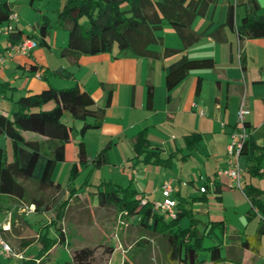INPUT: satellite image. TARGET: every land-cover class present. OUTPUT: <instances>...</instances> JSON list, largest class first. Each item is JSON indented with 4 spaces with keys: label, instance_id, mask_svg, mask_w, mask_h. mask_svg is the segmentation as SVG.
<instances>
[{
    "label": "trees",
    "instance_id": "16d2710c",
    "mask_svg": "<svg viewBox=\"0 0 264 264\" xmlns=\"http://www.w3.org/2000/svg\"><path fill=\"white\" fill-rule=\"evenodd\" d=\"M32 4L37 0H28ZM61 7L55 8V24L46 13L36 21L37 41L35 45H45V38L52 27L62 28L67 32L66 43L60 49L63 57L77 60L80 56H93L109 53L113 58L120 56L145 57L149 59H169L177 57L163 67L164 86L171 90L181 83L192 70L210 69L214 61L210 57L189 58L184 51L196 42L203 33L192 29L195 17H206L217 0H58ZM11 0H0V26L9 24V16L13 13ZM242 7L243 14L237 15V7ZM85 16L88 26L79 22ZM163 21L174 28L182 47H164L162 51L152 48L161 44L162 37L157 35ZM223 26L229 27L238 41L264 38V7L257 0H234L226 8L225 20L209 33L216 41H221L220 31ZM22 32L11 26L7 33V42L15 45L31 35L21 39ZM115 48V50L113 49ZM30 56V53L27 55ZM28 70L32 75L45 82V87L37 92L24 90L16 98L7 97L10 102L8 110L0 111V140L7 139L11 148L12 159L8 160L5 149L0 145V196L14 202L12 222L18 218L16 206L31 204L35 212L47 211L42 207V198H28L23 180L37 184L43 189H60L58 182L52 179V172L57 162L64 161L66 145L71 136H77L76 162L70 168L72 176L87 164V156L82 137L86 131L98 128L103 122L105 108L110 104L112 89L101 84L105 92L104 107L95 105L92 97L78 84L56 89L48 83L50 77L73 79V74L65 69L53 71L43 70L31 63ZM200 86L197 78L195 91ZM12 87L0 83V94ZM4 96V95H3ZM152 102V86L147 87L146 107ZM51 107L45 108L46 105ZM65 114L69 115L68 119ZM77 123V125L75 124ZM246 136L239 150V158L245 162V171L250 177L261 176L260 169L264 165V147L255 143L248 130L247 120L243 122ZM186 140L191 134L184 136ZM133 149L137 155H143V161L160 163L157 148L151 147L144 131H139L133 140ZM103 161L101 154L92 162L99 165ZM205 190V188H204ZM250 209L259 215L256 232L241 242L248 249L258 246L260 236H264V189L245 185L242 188ZM96 202L101 207H112L117 212L132 217L136 226L143 233L135 241L133 252L127 254L122 264H226L228 256L221 254V245L203 246L202 235H197L192 226L182 227L180 220L189 214L186 200L173 193L175 217L154 210L151 200L141 202L144 192L137 191L132 184L123 187L111 181H100L93 192ZM29 200V201H28ZM18 204V205H17ZM20 206V205H19ZM60 206V205H59ZM3 206L0 205V209ZM55 218L59 220L65 215L62 206L57 208ZM15 210V211H14ZM221 223V224H220ZM222 231V222H213ZM55 238L38 234L41 244L38 253L30 258L22 259L21 264H48L46 257L57 244L65 243V234L61 227ZM147 234V236H146ZM208 235V232L206 233ZM155 237V244L152 242ZM160 251L158 263L151 255L153 248ZM111 255L113 246H86L71 251V264H100L97 250ZM127 252V251H126ZM125 252V253H126ZM205 253V257H203ZM108 260V258H107ZM107 260L104 262L106 264ZM264 264V263H262Z\"/></svg>",
    "mask_w": 264,
    "mask_h": 264
},
{
    "label": "crops",
    "instance_id": "0c3cea01",
    "mask_svg": "<svg viewBox=\"0 0 264 264\" xmlns=\"http://www.w3.org/2000/svg\"><path fill=\"white\" fill-rule=\"evenodd\" d=\"M11 1L13 2V0ZM223 1V6L221 5L217 18L215 17L217 12L216 6L211 10L208 16L204 17L206 21L205 23H207V29L213 30L225 20L227 5L233 0ZM59 5L60 6L57 8L61 7L62 4L60 3ZM261 7L264 6L261 5ZM239 9L237 7L236 12L237 15L241 16L243 14V9L242 7ZM45 12L47 11L45 10ZM12 22L13 21H9V25H11ZM13 26H16V28L22 32L20 40H23V37L28 33H25L24 29L19 24V20H15ZM32 26L34 29L32 34L35 36L36 27L35 25ZM208 36L210 35L208 34ZM48 37L49 36L45 38V45H37L34 50H31L30 56L16 54L0 65V83L4 82L13 88L9 95H6V92L3 94L4 96L0 95L3 97V101H0V111L4 112L10 108V102L7 97L16 98L24 90L37 92L45 87V82L39 78H35L28 70L31 63L37 64V66L43 70L53 71L57 69H65L72 73L73 79L50 77L48 83L56 89L67 88L76 83L92 97L95 105L99 107H104L105 103V92L102 89L101 84L107 85L112 89V92L110 104L107 107H104L105 115L103 122L100 125L99 130L92 131L82 137L88 162L93 160L91 158L92 145L88 141L89 137H94L96 145L98 146L104 140H108V143L112 144L114 140L124 139L128 136L127 134H129L133 144L136 134L143 130L151 147L157 148V150L161 152H165L168 145L164 142L167 141V138H174L173 144L175 148L180 151H188L186 155H190L193 152L192 148H195L196 144H198L195 143V139L204 134L211 133L214 137H218L215 146L216 150L209 153L214 156L212 158L213 170L211 174L205 173L203 178L199 173V179H202L203 182L198 189L202 193V198H206L207 193L212 191L214 192L216 200L221 202L222 193L229 191V189L234 187L229 186L227 182H224L221 179V176L225 175L221 173V168L226 167V169H228L226 147L230 142V135L240 128L237 122V110L240 93L243 89L242 84L244 85L247 94L246 105L250 110V114L246 119L248 130L255 143L264 147V38L238 41L235 33L229 27L223 26L220 31L221 41L212 39V36H210L211 38L207 37L209 43H214L215 45L220 46H211L210 50L197 49L194 50V53H190L189 49H187V52H185L186 50L184 51L189 58L210 57L214 61V66L210 69H203L202 72L197 70L198 72H193L192 74L189 73L176 87L167 90L164 86L163 67L169 64V60H172L171 62H173L177 57H172L173 59H164L162 57L159 59H149L126 55L113 58L109 53H101L93 56H80L75 60L72 57L66 56L68 63L64 62L61 58L58 66L51 69L49 65H45L43 56L46 55L47 50L56 51L57 49L59 54L61 47L66 43L67 35L66 33H56L54 35V42H51V38L48 39ZM203 37L204 34L199 39H203ZM213 40L216 43L213 42ZM55 44L59 45L55 46ZM158 51L161 52L162 49ZM219 51L221 52L220 57L216 55ZM59 57H61V55ZM154 60H158L159 63L158 61L157 63L154 62ZM82 69H86L88 73L86 77L84 75L85 73H79V75H76V73L80 72ZM18 76L19 79L28 76H33V78L22 80L19 85L15 82V84H13L11 80H15ZM198 77H200V86L198 90L195 91V84ZM96 80H100V85L96 83ZM11 83L13 85H11ZM205 83H207V89L204 88ZM156 84L158 85V89H155ZM149 85L152 86V102L151 107L147 108L146 95L147 87ZM204 93L206 94L205 96ZM231 106L234 107L233 112L230 110ZM200 110L202 111V114H200ZM133 114L137 115L135 120L129 121L127 124L123 123L125 116H131ZM111 116L112 120L108 119L111 118ZM176 119H180L177 129L181 132L180 137H183L184 139L183 144L178 136L177 139L176 136L174 137L168 126H172ZM75 124L77 125V123ZM169 132L170 135H167L166 133ZM188 134H191L192 137L186 140L184 136ZM262 168H264V165H262ZM241 173L240 186L237 188L240 190V193L247 203L245 211L246 217L251 218L254 215L258 216L256 222L257 228L259 215L255 214L250 209L251 207L242 188L249 184L264 189V173L257 177H250L249 175L247 178L244 177L243 174L246 173L244 160ZM163 178L167 179L169 177L164 175L162 178L157 177L156 179H148L147 181H144L156 183L151 185L150 189H144L141 192L146 193L149 200H155L153 195L156 191H160L159 186L163 181ZM253 180H257L258 184H255ZM259 183L262 185H259ZM89 192H93V190H88V194L80 193L76 197H73L71 193V195H69L71 198L70 203L73 204V202L84 201L85 203L79 207H88L90 211L105 216V218V213L107 214L109 211H114L112 207L99 206L96 202L95 196ZM174 192L175 191H173V193ZM181 192L182 185L179 184L177 192L175 193L180 197L186 198V195L182 196ZM69 197H66L65 200ZM187 209L189 210V214H187L189 216L191 215L192 208L190 207ZM0 210L4 215L3 223L0 225V232L6 235L8 233L7 230H2V228L3 226H9L12 222V217L10 216L12 212L11 209L6 210L1 208ZM130 218L132 221L130 225L132 224L133 226H136L134 219L132 217ZM219 221L224 224L222 231L218 225L216 226L219 228L222 236H224L227 233L226 221L220 219L212 221V223ZM192 227L195 228L197 235L205 236L207 233V231H204V233L199 232L196 230L195 226ZM12 229L15 230V222ZM254 234L246 235L245 237L231 236L234 239L233 243L227 247L229 250L225 256H228L230 261L226 264L264 263V256H262L259 263H256L255 259L254 262L244 263L243 258L239 254V252H241L246 254L251 253L255 256L259 255V248L264 236L259 237L258 246L255 249H248L241 245L242 241ZM207 236H209V232ZM66 237L67 235H65V238ZM151 239L155 244V237H152ZM201 240L203 245V238ZM65 243H67V241H65ZM97 245L102 246L108 244L98 243L87 246L91 247ZM55 247L56 245L52 249ZM82 247L86 246L74 249ZM0 253L2 252L0 251Z\"/></svg>",
    "mask_w": 264,
    "mask_h": 264
},
{
    "label": "rangeland",
    "instance_id": "374dc122",
    "mask_svg": "<svg viewBox=\"0 0 264 264\" xmlns=\"http://www.w3.org/2000/svg\"><path fill=\"white\" fill-rule=\"evenodd\" d=\"M258 1L264 6V0ZM223 2V0H217L216 4L213 6V8L216 6L217 9L215 14L216 18L218 17L221 5L223 6ZM60 3L61 2L58 0H37L32 4H29L28 0H13V13L17 15L16 20H19V24L22 26L25 33L31 35L34 32L32 25H35L36 21H38L44 13H46L51 22L55 24V13L52 12V10L60 6ZM239 8H241V6L238 7V9ZM45 10L47 12H45ZM79 22L84 27L88 26L85 16H82ZM205 22L204 17L197 16L191 24L192 29L199 33L202 32L204 37L187 47L190 53H194V50L197 49L210 50L211 46H220L207 41V37L211 38V35L208 36V34L212 32V30L207 29V23ZM14 24L15 21L11 23V26ZM3 28L4 24L0 26V52L4 51L8 44L7 34L2 32ZM56 33H66L67 35V32L62 28L52 27L49 35H47L49 36L48 39L51 38V42H54V35ZM157 35L162 37V43L152 46L155 50H160L164 47L177 49L182 47L181 41L174 28L166 21H163L162 28L157 32ZM30 39L34 43L37 41V38L33 34ZM213 42L215 41L213 40ZM58 45L59 44H55V46ZM36 47L37 45H35L33 50ZM113 49L115 50V48ZM187 49L185 52H187ZM216 55L220 57L221 52H217ZM59 56L60 52L58 54L57 49L56 51L47 50L46 55L43 56L45 65H49L51 69H54L58 66L61 58L64 62L68 63L66 57ZM157 61L158 60H154L156 63ZM171 61L172 60H169L168 62L170 63ZM202 70L200 71L202 72ZM193 72L198 71L192 70L189 73L192 74ZM79 73H85V77L88 75L86 69H82L80 72L76 73V75H79ZM33 76L37 78V76ZM33 76L22 77L21 79H19L18 76L15 80H11V82L19 85L22 80L27 78L31 79ZM12 83L11 85H13ZM96 83L100 85V80H96ZM242 86L243 89L240 93L239 103L242 96H244L245 100L247 97L244 85L242 84ZM204 88L207 89V83H205ZM155 89H158L157 84ZM5 92L6 95H9L11 88H7ZM205 95L206 94L204 93V96ZM0 101H3V97L1 96ZM51 106L52 104H48L45 108ZM230 110L233 112L234 107L231 106ZM68 116V114H65V117L68 118ZM136 117V114L125 116L123 123L127 124L129 121L135 120ZM108 119L112 120V116ZM179 122L180 119H176L172 126H168L174 137L176 136L177 139L178 136L183 144L184 139L183 137H180L181 132L177 129ZM90 130L91 131H86L84 135L99 130V127ZM166 134L170 135V132ZM127 135L128 136L124 139L114 140L112 144H109L108 140H104L98 146L96 145L95 138L89 137L88 141L92 145L91 158L94 159L97 155L101 154L103 161L99 165L89 161L88 164L83 169H80L75 176H72L70 168L72 164L76 162V143L78 137L72 135L70 141L66 145L65 160L57 162L52 172V179L59 183L60 189H43L38 187L35 183L23 180L22 183L28 193L27 199L31 197L42 198L43 202L41 208L47 206V211L35 212V208L31 204H19L20 206L17 204L18 206L15 208H17L19 216L15 221V230L12 229L10 223L6 235L0 232L2 239L9 245L12 253L17 256H6L3 253H0V264H21L22 259H27L36 255L41 246L38 242L37 235L43 234L48 238H55L57 232L60 231L58 227H61L64 234L67 235V243H64L63 245L57 244L54 249H51L46 257V263L71 264L70 253L72 249L81 246L104 243L113 246L114 249L110 256H108L107 253L102 252V249L97 250V258L100 260V264H104L107 258L108 260L106 264H122L125 256L133 252L135 241L141 236V234H143L138 227L133 226L132 224L130 225L132 222L131 218L127 217L124 213L117 212L115 209L114 211H109L107 214L105 213V218V216L90 211L88 207H79L85 203L84 201L73 202V204L70 203L71 198L69 195H71V193L73 197H76L80 193L88 194V190L95 189V185L100 181H111L112 183L123 187L131 183L137 191H142L144 189H150L151 185L156 183L144 182L148 179H156L157 177L162 178L164 175L173 179L174 191L177 192L178 185L181 184V194L182 196L186 195L185 206L187 208H192L191 215L184 216L180 220V225L182 227H187L189 225L195 226L196 230L202 233H204V231L209 232V236L205 235L202 237L203 245L208 246L212 243H220L222 255L227 254V251L229 250L227 247L233 243L234 238L231 236L245 237L246 235H252L255 233L258 216L254 215L251 218L246 217L245 211L247 203L236 184L225 174V171L227 170L226 167L221 168V173L225 174L221 176V179L224 182H227L229 186L234 187L229 189V191L222 193L221 202L216 200L214 192L212 191L207 193L206 198L201 197L202 193L198 187L202 185L203 180L199 179V173L202 175V178L205 173H212V158L214 156L209 153L216 150L215 146L218 137H214L211 133H208L196 138L195 143L198 144H196L195 148H192L193 152L190 155H186L188 151H180L175 148L173 144L174 138H167L168 142H164L168 145L167 150L165 152L158 150L161 159L160 163H153L152 161H143L142 154L137 155V152L133 149L129 134ZM0 145L5 149L7 159L11 160L12 155L9 141L7 139H1ZM239 167L242 172V158L239 160ZM243 176L247 178L248 174L244 173ZM164 179L165 178H163V180ZM253 182L258 184L257 180H253ZM259 185L262 184L259 183ZM153 196L155 201L162 200L159 190L156 191ZM66 197L69 198L65 200ZM0 205L3 206L2 209L12 210L14 202L9 198L0 196ZM59 205L62 206L65 213L60 220L54 217L58 210L57 208L60 207ZM10 216L12 217V213ZM3 217L4 215L0 210V225L3 223ZM220 219H224L227 224V233L224 236H222L217 226L212 227V221ZM239 254L243 258L244 263L254 262V259L256 263H259L262 256H264V238H262L261 241L259 255L255 256L251 253L246 254L241 252H239ZM205 255L206 254L203 253L202 256L205 257ZM151 256L155 258L158 263L160 251L157 247L153 248Z\"/></svg>",
    "mask_w": 264,
    "mask_h": 264
},
{
    "label": "built area",
    "instance_id": "2783aa9c",
    "mask_svg": "<svg viewBox=\"0 0 264 264\" xmlns=\"http://www.w3.org/2000/svg\"><path fill=\"white\" fill-rule=\"evenodd\" d=\"M17 15L11 13L9 16V21H15ZM11 25L7 24L2 29V32L8 33ZM35 47V43L31 41V39H25L15 45H11L10 43L7 44V47L4 51L0 52V65H2L7 60L11 59L14 55H22L27 56L31 50ZM35 76H39L37 72ZM200 114L202 111L200 110ZM250 114V110L246 105V100L244 96L240 100L238 110H237V122L240 126L239 129L235 130L230 135V142L226 147V155L228 159V169L225 171V174L236 184L239 188L240 186V177H241V170L239 167V150L242 146V142L246 136L245 130L243 128V122L247 119ZM264 173V168L260 170ZM173 182L174 180L171 178H167L163 180L159 186L160 193L162 200L151 202L152 207L154 210L164 213L166 216L170 218L175 217V202L173 198ZM148 199V195L144 194L141 202H145ZM32 207V206H31ZM9 226H3L2 230H8ZM0 251L6 256H17L12 253L11 248L9 245L2 239L0 235Z\"/></svg>",
    "mask_w": 264,
    "mask_h": 264
}]
</instances>
